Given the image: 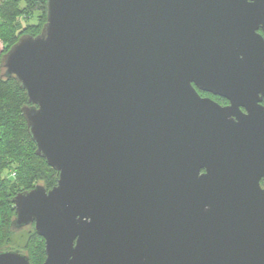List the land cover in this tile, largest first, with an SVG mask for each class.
<instances>
[{
  "label": "water",
  "instance_id": "obj_1",
  "mask_svg": "<svg viewBox=\"0 0 264 264\" xmlns=\"http://www.w3.org/2000/svg\"><path fill=\"white\" fill-rule=\"evenodd\" d=\"M0 78L57 172L12 198L42 264H264V0H46Z\"/></svg>",
  "mask_w": 264,
  "mask_h": 264
},
{
  "label": "trees",
  "instance_id": "obj_2",
  "mask_svg": "<svg viewBox=\"0 0 264 264\" xmlns=\"http://www.w3.org/2000/svg\"><path fill=\"white\" fill-rule=\"evenodd\" d=\"M35 12L41 13L43 26L46 21V0H0V44L3 48L0 61L23 34L36 36L40 33L42 27L35 29V26L23 24ZM25 105L26 93L15 80L0 78V248L8 246L10 237L19 232L10 228L15 216L12 203L15 194L30 190L35 185L49 190L57 178V172L35 154V144L21 114V108ZM4 172L9 175L4 176ZM32 233L34 244L27 243L22 249L31 264H42L45 259L44 241L34 231Z\"/></svg>",
  "mask_w": 264,
  "mask_h": 264
},
{
  "label": "rangeland",
  "instance_id": "obj_3",
  "mask_svg": "<svg viewBox=\"0 0 264 264\" xmlns=\"http://www.w3.org/2000/svg\"><path fill=\"white\" fill-rule=\"evenodd\" d=\"M42 15L40 12H35L33 13V15L25 20V22L23 23L24 26L26 25H30V26H35V29L38 28V26L41 28L42 27ZM22 30V29H21ZM20 30V32H21ZM25 35V34H23ZM2 45L0 44V53H1V50H2ZM4 176H8L9 173L8 172H4L3 174ZM12 182V181H11ZM10 186H11V183H10ZM32 229L31 228H25L15 234H13L10 238L11 240L9 241V243L7 244L8 246H11L13 247V249H22L24 247V245H26L27 243L28 244H34L32 243L34 240L32 239Z\"/></svg>",
  "mask_w": 264,
  "mask_h": 264
},
{
  "label": "flooded vegetation",
  "instance_id": "obj_4",
  "mask_svg": "<svg viewBox=\"0 0 264 264\" xmlns=\"http://www.w3.org/2000/svg\"><path fill=\"white\" fill-rule=\"evenodd\" d=\"M259 32H261V31L259 30ZM196 91H197V93L199 94L200 97H202V98H209V99L213 100L214 102L218 103L220 106H227V105L229 104L227 100H225L224 98H221V97H219V96L213 95V94L208 93V92L201 91V90H199V89H196ZM262 105L264 106V100H263V102H262ZM241 110L244 112V109H241ZM31 227H32V229H33V231H34L33 225L27 226V227H25V228H31ZM25 228H23V229H25ZM23 229H22V230H23ZM34 232H35V231H34ZM41 238H42V237H41ZM42 239H43V238H42ZM43 241H44V240H43ZM7 247H9V246L2 247V248H0V250H5V249H7ZM14 250H19L22 254L26 255V253L24 252L23 249H14ZM44 252H45V251H44ZM26 256H27V255H26ZM44 260H45V259H44ZM28 261H29V258H28ZM43 262H44V261H43ZM29 263H30V261H29ZM30 264H31V263H30Z\"/></svg>",
  "mask_w": 264,
  "mask_h": 264
}]
</instances>
